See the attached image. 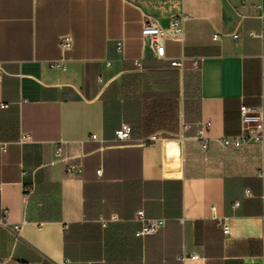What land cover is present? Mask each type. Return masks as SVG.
<instances>
[{"label": "crops", "instance_id": "obj_1", "mask_svg": "<svg viewBox=\"0 0 264 264\" xmlns=\"http://www.w3.org/2000/svg\"><path fill=\"white\" fill-rule=\"evenodd\" d=\"M258 2L0 0V264H264V141L222 143L243 105L264 123ZM180 15L157 57L144 23ZM139 210L164 225L138 236Z\"/></svg>", "mask_w": 264, "mask_h": 264}, {"label": "built area", "instance_id": "obj_2", "mask_svg": "<svg viewBox=\"0 0 264 264\" xmlns=\"http://www.w3.org/2000/svg\"><path fill=\"white\" fill-rule=\"evenodd\" d=\"M258 17H264V0H259L256 4ZM186 18V15H180L174 17L171 20V25L169 29L160 27L157 23L146 21L142 28V34L145 38H148L151 46L156 52L157 57H165V40L166 39H176L182 40L184 31L182 27V21ZM235 40L238 39V33L235 31L232 33ZM221 32L217 31L214 33L213 38L215 40L220 39ZM72 46V36L71 34L63 35L60 39V48L62 51H67ZM120 46V43H119ZM65 59L52 60L49 62L51 67L62 65L65 67ZM183 57L171 59V64L174 66H182ZM5 73L2 65H0V79ZM262 114L256 108H251L246 105L241 107V118L246 124L252 122L253 126L251 128H245L242 133L234 135L231 137H223L222 143L225 146H233L235 148H241L254 141L256 143H262L264 141V123L262 121ZM210 121H206L202 124V129L200 131V138L202 139V146L206 148L208 145L209 137L203 135V130L210 126ZM248 127V126H247ZM91 140H98L95 134L90 135ZM150 140L156 139V135L149 138ZM116 143H128L132 140L131 127L128 123L123 122L121 126L115 131V137L113 139ZM56 156L58 159L64 162L66 170L68 173L74 175L79 174V165L72 162V155L66 152V147L64 144H60L56 149ZM25 191H30L28 186L25 187ZM135 220L141 222V227L137 231L138 236L150 235L158 232V230L164 225L165 218H148L143 210H139L135 215ZM222 227L225 234L230 232L229 222L227 220L222 221ZM263 252H264V233H263ZM197 257V255H193Z\"/></svg>", "mask_w": 264, "mask_h": 264}]
</instances>
